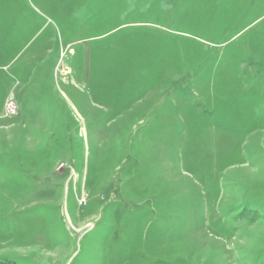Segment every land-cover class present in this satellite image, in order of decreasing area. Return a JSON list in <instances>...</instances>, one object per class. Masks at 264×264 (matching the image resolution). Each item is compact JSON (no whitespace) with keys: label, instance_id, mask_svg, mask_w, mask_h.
Masks as SVG:
<instances>
[{"label":"rangeland","instance_id":"374dc122","mask_svg":"<svg viewBox=\"0 0 264 264\" xmlns=\"http://www.w3.org/2000/svg\"><path fill=\"white\" fill-rule=\"evenodd\" d=\"M0 264H264V0H0Z\"/></svg>","mask_w":264,"mask_h":264},{"label":"built area","instance_id":"2783aa9c","mask_svg":"<svg viewBox=\"0 0 264 264\" xmlns=\"http://www.w3.org/2000/svg\"><path fill=\"white\" fill-rule=\"evenodd\" d=\"M16 112V101H15V97L13 94H9L6 102H5V106H4V111H3V116L4 117H10L15 115Z\"/></svg>","mask_w":264,"mask_h":264},{"label":"bare ground","instance_id":"6f19581e","mask_svg":"<svg viewBox=\"0 0 264 264\" xmlns=\"http://www.w3.org/2000/svg\"><path fill=\"white\" fill-rule=\"evenodd\" d=\"M17 111V110H16Z\"/></svg>","mask_w":264,"mask_h":264}]
</instances>
